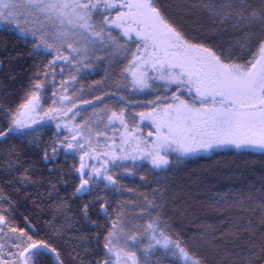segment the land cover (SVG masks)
I'll return each instance as SVG.
<instances>
[{
  "label": "snow or ice",
  "instance_id": "1",
  "mask_svg": "<svg viewBox=\"0 0 264 264\" xmlns=\"http://www.w3.org/2000/svg\"><path fill=\"white\" fill-rule=\"evenodd\" d=\"M3 69L0 264H264V0H0ZM224 150L241 215L189 233L168 176Z\"/></svg>",
  "mask_w": 264,
  "mask_h": 264
},
{
  "label": "trees",
  "instance_id": "2",
  "mask_svg": "<svg viewBox=\"0 0 264 264\" xmlns=\"http://www.w3.org/2000/svg\"><path fill=\"white\" fill-rule=\"evenodd\" d=\"M161 2L175 5L183 0H161ZM31 63L32 61L26 58L20 62V65L14 67L17 72H20L22 69H28ZM7 71V69L0 70V81L9 85V90L13 93L12 99L20 102L23 97V87L27 82V74L18 76L16 81L12 82L5 76ZM103 75L101 71L81 79L80 84L76 87H83L82 99L92 100L93 96L101 94L99 90L89 86L94 81H99ZM107 90L105 89V91ZM133 99L145 100L151 99V97L141 95L133 97ZM96 107L100 106L96 105ZM139 110L137 109V111ZM92 111V107L81 108L84 115H88ZM250 159L252 158L242 157L228 150L220 151L212 156L202 154L196 158V162L169 174L167 181L170 191L169 209L174 217L182 223L185 231L190 233L191 230L201 225L220 229L224 220L241 215L238 206L229 207L222 198L231 200V193L241 186L238 179L239 172L251 168V165L246 164V161ZM149 179L151 180V177ZM136 183L139 184V181L137 180ZM129 186L132 184L129 183ZM139 191L150 192L151 187L140 186ZM215 201L221 202L217 204Z\"/></svg>",
  "mask_w": 264,
  "mask_h": 264
},
{
  "label": "rangeland",
  "instance_id": "3",
  "mask_svg": "<svg viewBox=\"0 0 264 264\" xmlns=\"http://www.w3.org/2000/svg\"><path fill=\"white\" fill-rule=\"evenodd\" d=\"M48 102L50 103V101H48ZM46 106H47V105H46ZM84 106H85V107H88V108L90 107V106H88V105H84ZM84 106H83V107H84Z\"/></svg>",
  "mask_w": 264,
  "mask_h": 264
}]
</instances>
